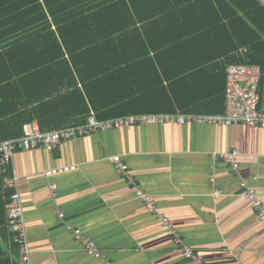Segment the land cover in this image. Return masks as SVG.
<instances>
[{
  "label": "crops",
  "instance_id": "obj_1",
  "mask_svg": "<svg viewBox=\"0 0 264 264\" xmlns=\"http://www.w3.org/2000/svg\"><path fill=\"white\" fill-rule=\"evenodd\" d=\"M204 4L200 11L204 14L182 16L166 31L159 32L156 23H137L149 42H138L119 60L132 61L145 77L160 61L166 64L170 79L192 58L184 52L181 60L172 53L163 55L162 49L183 34L182 30L214 23L215 29L228 30L230 20L222 16L232 13L225 11L227 5L219 8L215 0ZM221 34V50L237 44ZM148 46H152L149 56L145 55ZM211 52L210 46L202 58ZM11 64L10 58L0 56V142L10 131L8 125L13 126L6 121L31 109L39 96L25 92L26 80L33 78L31 72ZM29 66V59L23 60L22 68ZM220 79L216 87L205 90L219 89ZM135 82L139 99L143 92L140 81ZM34 126L38 127L35 120L26 124L24 134ZM233 150L237 151L236 169L216 157ZM114 156L126 165L135 184L116 171ZM8 173L17 176L32 264H192L174 242L162 216L169 218L185 244L207 264H264V225L242 195L243 184H247L264 203L263 128L185 123L108 129L61 142L51 150H18ZM139 190L154 202L156 212L137 195ZM5 194L0 175V222L4 220L0 254L7 253L10 264H20L5 225ZM57 208L64 213L63 221ZM68 227L93 240L104 259L88 254Z\"/></svg>",
  "mask_w": 264,
  "mask_h": 264
},
{
  "label": "trees",
  "instance_id": "obj_2",
  "mask_svg": "<svg viewBox=\"0 0 264 264\" xmlns=\"http://www.w3.org/2000/svg\"><path fill=\"white\" fill-rule=\"evenodd\" d=\"M204 1L0 0V56L10 58L11 67L18 63L31 72L25 92L39 94L31 109L6 121L13 126L8 125L3 139L25 135V125L34 120L42 132L81 125L91 112L99 120L149 112L223 113L229 64L260 66L259 109L264 112V8L257 0H215L219 8L224 4L225 11H232L222 15L230 20L228 30L215 29L217 23L182 30L162 49L163 55L181 60L184 52L192 58L170 79L160 61L145 77L132 61L119 60L138 42H149L137 23H156L159 32L166 31L182 16L204 14ZM219 33L237 44L221 50ZM210 46L212 52L202 58ZM25 59L28 68H22ZM219 77L221 87L206 91L216 87ZM136 79L143 92L139 99ZM0 257V264H10L7 253L1 251Z\"/></svg>",
  "mask_w": 264,
  "mask_h": 264
},
{
  "label": "built area",
  "instance_id": "obj_3",
  "mask_svg": "<svg viewBox=\"0 0 264 264\" xmlns=\"http://www.w3.org/2000/svg\"><path fill=\"white\" fill-rule=\"evenodd\" d=\"M264 7V0H257ZM261 70L257 65L251 64H229L226 69L225 87V110L219 114H196L176 111L173 113H140L118 116L110 119L99 120L91 112L84 124L73 125L65 128L54 129L42 132L39 127L34 126L31 132L17 138L5 139L0 142V175L2 190L8 193L5 205V219L7 230L12 243L16 246L20 264H32V250L28 243L26 224L23 215L19 193L16 189L17 176L9 175L8 165L18 150L46 149L51 150L61 142L84 137L98 131L128 127L134 125H165L185 123L195 124H215L230 126L234 124H244L250 127H260L264 129V112L259 109L260 96L258 84ZM237 151L218 153L216 157L229 163L232 168L238 166ZM115 169L118 173L126 175L131 184H135L126 165L122 163L118 156L112 157ZM67 169V168H65ZM61 170V169H60ZM51 171L47 172L48 174ZM242 195L252 203L258 219L264 225V203L257 196L256 192L247 184H243ZM52 189L55 186L51 185ZM137 195L147 202L148 208L156 212L154 202L142 191ZM58 216L63 221L64 213L57 208ZM163 224L168 227L176 245L182 251L184 257L188 258L192 264H207L198 254L187 244L181 235L172 227L169 218L162 216ZM75 237L82 243L84 250L95 258L104 259L103 251L89 237L81 235L78 229H72ZM106 264H111L106 261Z\"/></svg>",
  "mask_w": 264,
  "mask_h": 264
}]
</instances>
